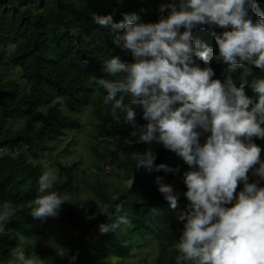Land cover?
<instances>
[{
  "label": "trees",
  "instance_id": "obj_1",
  "mask_svg": "<svg viewBox=\"0 0 264 264\" xmlns=\"http://www.w3.org/2000/svg\"><path fill=\"white\" fill-rule=\"evenodd\" d=\"M178 0H0V205L11 202L15 214L6 227L0 230V263L9 264L10 252L18 245L26 251L29 246L20 238H34L40 231L34 225L36 218L30 214L38 195L40 175L45 171L36 161L53 150L67 132L79 130L77 120L67 118L61 111V101L66 112L80 114L90 107L96 121L95 143L91 151L100 163L101 169L114 168L131 182L128 188L117 192L112 199L102 191L90 186L98 196L104 212L94 201L72 200L78 191L76 176L77 163H55L58 177L49 191L66 195L68 200L57 215L60 223L77 232L75 243H68L73 264H112L105 258H126L131 255L135 244L146 245L158 242L160 247L152 264H177L179 253L174 245L182 234L189 203L184 193L187 187L183 174L189 166L162 143L151 145L141 142L128 145L126 137L134 130L126 122V113H120L116 121L110 113V105L103 104L106 92L96 83L97 78H111L104 71L103 62L111 56H119L122 61L131 62V54L113 43L114 35L110 27L95 23L94 16L111 15L119 22L124 13H135L140 22L155 23L160 17L162 5H171ZM264 13V0H257ZM167 12L164 13L167 16ZM252 15L253 22L256 16ZM185 29L181 28V32ZM219 34L224 29L218 26ZM230 30V29H229ZM193 39H199L213 49V56L219 55V48L208 26L193 29ZM197 59L201 68L210 66L215 75L212 79L225 82L231 77L239 85V76L248 68L252 78H264V71L255 65L245 64L235 71L222 61L214 58L210 65ZM19 76L21 82L18 81ZM245 94L258 102L252 87L246 86ZM251 107V106H250ZM137 124H144L143 110L132 105ZM264 127V125H261ZM200 143L206 142L210 133L202 129ZM253 142L261 148L264 162V139L253 137ZM148 148L156 153L155 163H164L171 168L179 166V173L153 171L136 168L132 153H144ZM260 167V166H259ZM160 176L165 183L172 184L179 192L177 207L159 192L155 178ZM249 183H253L249 179ZM243 182L237 187V195L243 189ZM264 187V179L258 184ZM231 206V205H229ZM130 223L101 233L100 224L112 225L119 218ZM37 248L36 255L43 264H66L56 251L49 252Z\"/></svg>",
  "mask_w": 264,
  "mask_h": 264
},
{
  "label": "clouds",
  "instance_id": "obj_2",
  "mask_svg": "<svg viewBox=\"0 0 264 264\" xmlns=\"http://www.w3.org/2000/svg\"><path fill=\"white\" fill-rule=\"evenodd\" d=\"M250 13L257 17L255 22ZM93 19L110 27L113 43L132 56L131 62L119 56L106 59L104 71L116 78L96 80L106 92L103 104L110 105L112 117L118 121L119 114L126 113V122L134 129L124 143H162L189 166L183 174L189 203L174 245L177 264H264V187L249 183L248 177L259 164L255 174L264 179L261 148L253 142V137L264 139V78L250 79L252 73L245 68L238 86L231 77L222 83L212 79L210 66L201 68L196 59L210 65L214 58L232 71L245 64L264 71V13L257 0H178L162 5L155 23L140 22L135 13H124L119 22L111 15ZM201 25L209 27L219 55L213 56L211 47L193 39V29ZM216 26L224 31L218 34ZM249 85L258 102L245 94ZM132 105L142 108L146 123H136ZM200 129L210 133L203 145ZM131 156L136 168L149 173L180 171L179 166L157 165L152 148ZM56 179L53 169L40 175L33 218L57 216L68 200L49 191ZM154 182L175 209L180 193L160 176ZM240 182L244 186L237 195ZM14 214L11 202L0 205V230ZM121 223L130 221L121 217L112 225L100 224L99 230L107 233ZM10 256L9 264H43L22 245Z\"/></svg>",
  "mask_w": 264,
  "mask_h": 264
},
{
  "label": "rangeland",
  "instance_id": "obj_3",
  "mask_svg": "<svg viewBox=\"0 0 264 264\" xmlns=\"http://www.w3.org/2000/svg\"><path fill=\"white\" fill-rule=\"evenodd\" d=\"M15 78H18V81L21 82L19 76L16 75ZM58 105L62 113L69 119L77 120L81 128L76 131L67 132L59 142L53 144L52 152L36 161V164H40L44 170H55L58 177L55 163H77L76 176L79 184L77 187L78 191L72 195V200L80 199L85 203L94 201L95 206L104 212L105 208L102 206L101 200L91 192L90 186L96 184V187L103 190L101 184L104 183L106 188L102 192L112 199H116L117 192L128 188L131 182L126 180L124 175L114 168H106L103 171L99 169L101 165L100 163L98 164L91 151V146L95 143L93 137L95 136L96 124L91 108H84L80 114H69L66 112L61 101H58ZM7 154L9 153L3 151L0 153V156ZM259 166V164L254 165L248 172L249 179L255 183L262 181V178L255 174V170ZM34 225L40 231L38 236L29 239H19L21 243L25 242L29 246L31 253H36L37 248L40 247L45 249V254H47L46 259L50 256L49 252L56 251L61 258L65 259L66 264L74 263L75 257L71 255L68 243L76 242L78 236L76 231L60 223L57 216L47 217L43 220L36 218ZM33 240L36 241L35 246L31 244ZM135 245L129 257L120 259L105 258V260L108 259L112 264H152L160 244L154 242L146 245Z\"/></svg>",
  "mask_w": 264,
  "mask_h": 264
}]
</instances>
